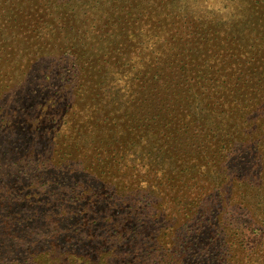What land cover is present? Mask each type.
<instances>
[{"label": "trees", "instance_id": "1", "mask_svg": "<svg viewBox=\"0 0 264 264\" xmlns=\"http://www.w3.org/2000/svg\"><path fill=\"white\" fill-rule=\"evenodd\" d=\"M45 1L47 0H0V134L4 132L10 134V138L15 140L13 145L17 143L15 137L26 134L24 138L26 146L32 147L30 144L34 143L38 148L30 149L34 158L38 157V154L43 155L50 151L48 146L39 145L37 134L48 143L52 142L51 147H58L62 140L65 144L71 124L76 121L78 110L74 109L79 103L73 100L71 103L68 102L64 98V93L55 89L54 80L55 78L60 82L67 80L73 84L72 93L80 92L82 87L84 89V97L79 98L80 102H84V104L81 102L83 105L81 109L87 113L93 106L94 108L98 106L99 109V123L89 126L90 128L88 122L74 126L76 134L80 135L78 142L89 141L90 144H95L92 147L96 150L94 158L107 162L106 167L116 164L128 169L122 174L114 169L102 170L95 188L99 189L100 186L102 190L99 193L104 192V194L89 189L81 200L75 201L78 202L77 204L86 203L83 209L85 217L77 218L70 212L64 213V208L69 207L68 209L74 214L76 203H66V200L71 201L66 198L65 190L58 189L65 205L50 212L58 215L56 219L50 220L45 225V232L48 234L38 233L33 239V242L38 240V243L32 242V246H25H30L28 251L32 252L28 262H31L30 264H264V82L261 86L252 85L243 75L248 74L244 71L239 73L236 68L224 70L226 74L223 76L222 69L213 70L217 63L213 62L215 64L213 65L211 63L213 60L211 62L203 60L204 63L195 66V79L198 84L201 83L204 90L206 88L208 91L207 99L212 100L209 117L202 116L203 108L201 113L198 112L206 101L205 95L203 94L204 97L202 95L203 98L199 100L196 94L197 103L194 104L193 109H189L188 115L182 111L172 110L167 117L166 114L162 116L159 113L148 118V122L144 120L142 123L139 117L135 116L134 119L129 118L127 123H121L125 116L116 118L115 111L110 114L106 113V110L110 109L119 94H121L120 98L130 96V100L124 103L123 97L121 104L129 106L134 101L133 96L138 94V89L143 94V84L141 86L138 83L140 87L136 88L138 78L135 75L132 77L133 74L130 72L134 71V66L128 62L131 54L129 57L121 55V60L113 62V65L107 62L105 66L101 63L94 67L96 65L94 57L102 58L103 64L104 59L110 57L108 47L100 50L95 46L97 35L101 30L99 24L109 26L115 21L117 24H112L110 27L119 29L121 22L130 24L132 17L137 23L142 22L148 16L143 4L149 2L119 0L121 3L123 1L120 10L107 14L103 21L100 15L108 13V9H104L107 1L98 4L99 0L84 2L68 0L66 3L65 0H49L52 11L58 10L60 13L61 21L75 20L77 29L85 30L76 37L75 33L81 30L75 32L73 22H69L70 33L74 36L71 37L72 44L66 54L79 62H74L75 66L68 69V74L72 72L66 79L63 71L66 72L68 64L66 66V62H62V65L60 62H55L53 53L49 55L41 53V47L35 45L37 38L31 35L32 30L35 31V27L39 26L38 22H42L40 28L47 32L45 37H52L53 42L58 43V39L54 37L60 23L53 22L59 17L53 18L50 14L42 21L41 15L50 12V10L45 11V7L48 6ZM178 1L173 0L176 7ZM226 1H230L231 6L232 3H236V0ZM180 2L182 4V0ZM215 3H211V13L226 10L222 7V2H218L219 5L216 6ZM261 3L263 4L264 0ZM254 9L257 14L262 12L259 7ZM95 10L100 13L96 14ZM173 11L174 13L167 16L184 18L177 14L183 13L181 9L173 6ZM236 11L241 15L247 10L242 7ZM132 12L136 13L132 14ZM214 16L227 20L228 25L220 23L229 30L241 27L242 32H248L249 24L245 22L247 20L245 16L234 14L228 18L216 12ZM180 22L183 24H180L179 29L185 32L191 29V26L186 27L183 21ZM257 23L261 25H257V28L264 29L262 18L258 19ZM84 24L88 25L84 26ZM254 32H257L256 27L252 29V33ZM227 41L228 38L220 46L221 49L225 46L226 52L229 50ZM245 41L246 39H242V42ZM47 42L52 43L51 40ZM257 43L258 40L252 42L249 38L247 45L244 46L251 53L240 46L239 49L243 54L238 57L246 62L257 65L260 63L258 68H264L262 66L264 49L262 46L257 48ZM62 45L66 46V44ZM43 46L46 47V43ZM145 47L147 45L143 48ZM141 49L136 51L141 54ZM45 61L50 63L43 69L42 63ZM192 62H198L197 58L193 56ZM59 65L62 67L60 71ZM93 73L97 74L94 76ZM88 78L90 80L87 81ZM227 89L235 95L234 107L239 108L241 112L245 111L243 116L237 117L231 109L226 110L229 109L225 104V100H228L225 96ZM191 90H194V87ZM75 95L74 98H77L78 94ZM151 96L156 98L157 95L153 93ZM136 100L138 101L139 98ZM184 101H187V98H184ZM134 107L132 105L127 108L126 117L134 111ZM248 109L252 112H247ZM256 110L260 114H256ZM181 124L192 126L188 130H183ZM230 124L233 125L229 126ZM127 125L136 132L132 138L129 137ZM192 138L200 141L201 150L204 148L201 156L197 152H192L197 155L192 157L168 149L172 142L178 145L184 139ZM89 148L91 149L88 147L85 151L87 152ZM81 152V149H77V157L82 155L88 157L89 154ZM12 155L19 156L20 152ZM4 156L8 158L7 155ZM231 156H236L234 170L231 173H227L226 169L220 170V163L224 160L222 163L226 166ZM22 158L23 156L20 157ZM7 161L10 162V158ZM205 161H208L212 168L202 174L204 170H208L201 164ZM59 165L64 169L68 168L63 162ZM49 166H51L49 171L58 172L55 171L54 164L49 163ZM48 169L47 167L46 170ZM129 172H132V185L122 180V177ZM248 172L251 173L248 175ZM16 185L20 186L18 183ZM119 194L120 201L117 200ZM105 197L110 206L108 210L110 214L101 224L94 218L97 215L101 216V212L89 214L88 211L97 210L100 201ZM115 200L121 206L112 207ZM21 204L22 202L19 203ZM122 205L127 210L120 212ZM18 209L24 214L20 208ZM61 210L63 213H59ZM228 211L234 217L243 218L248 223V232L259 231L260 237L252 238L244 230L231 229L225 232L226 229L222 227L225 225ZM6 220L7 222L4 219L5 226H0L4 232L19 234L21 231L19 228L24 227L22 223L25 220L22 214L7 216ZM62 220L66 223L74 222L69 224L70 228L78 225L72 230L76 237L85 231V235L83 234L76 245L65 249H62L58 242H52L59 234L57 232L66 229L65 224L61 223ZM35 232L40 230L35 229ZM29 239L32 240V234L29 235ZM5 240L6 237L0 232V251L4 253L11 249L6 245L8 241ZM70 248L73 249L69 250Z\"/></svg>", "mask_w": 264, "mask_h": 264}, {"label": "rangeland", "instance_id": "2", "mask_svg": "<svg viewBox=\"0 0 264 264\" xmlns=\"http://www.w3.org/2000/svg\"><path fill=\"white\" fill-rule=\"evenodd\" d=\"M67 1L68 0H65L64 3ZM84 1L85 0H82L81 2ZM139 1L141 0H137V2ZM146 1L149 3H144L143 5H145L148 16L142 22L137 23L134 17H132L133 20L130 24L121 22L119 29L118 27H110V25L112 26V24L116 23L115 21H112L109 26L107 25L108 27L104 26L102 23L99 24V26L101 25L100 27L98 26L99 29L103 31L100 30L99 34L97 35L95 46L100 50L108 47L110 57L109 59H104V64L102 62V58L94 57L93 60L96 64L94 67L99 66L101 63L105 66L107 62H110L109 64L113 65L114 63L121 60V55L129 57L131 54L128 62L130 65L134 66V71L132 72L131 70L130 73L133 74L132 77L136 76L138 78L137 84L139 83L141 86L143 84V94L141 93L142 91L138 89V94L133 96L134 101L129 106H122L121 104L123 97L125 99L123 101L124 103L130 100V96L127 95L120 98L121 94H119L116 101H113L110 109L106 110V113L111 114L115 111L116 115L114 117L123 118V116H125L121 123H127L129 118L134 119L137 116L142 123H144V120H147L148 122V118L151 116L160 113L162 116H165L166 114L167 117L170 114L169 112L172 110L178 112L182 111L184 114L187 113L186 115H188L190 114L189 109H193L195 107L194 104L197 103L195 100L197 99L196 94H198L199 100L200 98L202 99L204 95L206 98V101L200 106L198 112L201 113V108H203L204 111L202 116L209 117L212 110V104H210L212 100L207 99L208 91H206V88L204 90L201 83L198 84L195 79V66L199 63H204L203 60H208L210 62L213 60L211 62L213 65H215L213 62L217 63L218 65H215L213 70H216L217 68L222 69L223 76L226 74L224 70L227 71L229 68H236L239 73L244 71L248 74L243 75L248 78L247 81L250 84H256L258 86L263 84L264 68H258V66L261 64L259 63V65H257L252 62H246L245 60H242L238 57L241 53L243 54V51L239 49L240 46H243L246 52L251 53L246 49L247 47L244 46L247 45L249 38L252 40V42H254V40H258L256 47L258 48L262 46L264 49V29L257 28V25L261 26L259 23H257L258 19L262 18V20H264V3H261L262 0H236V3H232V6L230 1L226 0H182V4L180 2L181 0H177L179 3H177V7L176 4L173 3V0ZM104 2L107 4L104 9H108V13H105L106 15H100V18L103 21L108 16L107 14H113L115 11L118 12L120 7L123 5V1L121 3L119 0H99L98 4H102ZM212 2H216L215 6L217 4L219 5L218 2H222V7L226 8V10L223 9L222 12H219L218 10L215 11L217 14H223V16H227L228 18L232 17L234 14L236 16L247 17L245 22H248L249 24L248 32H242L243 29L241 27L230 28L229 30V28L221 25L220 22L228 25L226 23L227 20L214 16L215 12H212L213 14L211 13L210 9ZM44 3L48 4V6L45 7V11L50 10V12L45 13L44 15L40 14L41 17H43L42 21H44V18L50 14H52L53 18L59 17L55 22H53L56 24L60 23L59 27H57L58 29L55 32L54 37L58 39V43L55 44V42L52 40V37H45L47 32L40 28L42 27V22H38L39 26L35 27V31L32 30L31 35L37 38L35 45H39L41 47V53H46L48 55L53 53L56 59L55 62H60L61 65L62 62H66V66L68 64L66 67V72L65 70L63 71V74L64 76L66 75L67 79V77L71 75L72 72L71 71L68 74V69H72L75 66L74 62H79L71 55L66 54V51L72 44L71 37L74 36V34L70 33L69 22H73L72 24L75 26V32L78 29H81H77L78 25L74 24L75 20H67L66 22L61 21L60 13L58 10L52 11L53 8L49 5V0L45 1ZM90 4H92V2ZM173 6L177 9H181L183 13L177 14L179 17L182 15L185 19H176L174 18L173 14V17L167 16L171 13H174ZM242 7L247 11L245 14L242 13L239 15L240 12L236 10ZM255 7H259V10H262V12L257 14L254 9ZM95 11L96 14L100 13L98 10ZM135 13L136 12H132V14ZM33 19L36 20L35 18ZM180 20L185 23L186 27L191 26V29L187 30L186 32L183 29H179L180 24H183L180 22ZM249 22L254 23L255 25L252 26ZM85 25L88 24H84V26ZM254 27H256L257 32L252 33V29ZM83 31L85 30L75 33L76 37H78ZM90 31L92 30H89V32ZM226 38L229 39V41H227V48H229L227 52L225 51V46H222V49L220 48V46L224 44V40H226ZM242 39H246L245 43L242 42ZM47 40H51L52 43L49 44ZM44 43H46L48 50H46V47L43 46ZM62 44H66V46L63 47ZM145 45H147V47L143 48ZM137 49L142 50L141 54L136 51ZM132 53L135 54L132 55ZM57 55L59 58H57ZM193 56L197 58L198 62H192ZM121 62L124 63L123 61ZM49 63L50 62L46 61L43 62V69L44 66ZM60 70H62L61 66L59 67V71ZM96 74L97 73H93L94 76ZM205 78H207V76ZM88 80H90V78H88L87 81ZM54 83L56 85L55 89L63 92L65 95L64 98H66L68 102L71 103V100H73L75 103H79V106L74 109L78 110V113L75 117L76 123L74 121L72 122L73 124H71L70 132L66 137L67 141L65 140V144L62 140L61 145L58 147H51L50 144H52V142L48 143L46 139L40 138V134H37L36 136L39 140V145L48 146V150L50 151H47L43 155L38 154V157L34 158L32 157L33 153L30 151V149L34 148L37 150L38 148L35 147L34 143L30 144L32 147H28L29 145L26 146V141L24 140V138H26V134H23L21 137H15L17 140L16 145H13L15 140L13 141L12 138H10V134L8 135L7 132H4L5 134H0V226H5L4 219L7 222V216H16L17 214H22L23 220H25L22 223V226L24 227L22 229L19 228L21 230L19 234H13L10 232L8 233L6 231L4 232L2 231L3 229L0 228V232L4 234L6 240L8 241L6 245L11 248L9 251H6V253L0 251V264L31 263L28 262V259L32 252H29L28 250L30 246H32L33 239L36 238L38 233H42L43 235L48 234L45 232V225H47L50 220L56 219L58 215V213L53 212L52 214L50 212L53 209L63 207L65 205V202H62L63 200L61 199V195L59 193L60 190H65L66 198L71 201L69 202L66 200V203H76V212L74 214L68 209L69 207L64 208V213L66 214L70 212L71 215H74L77 218L85 217V210L83 209L86 203L81 202V204H77L78 202L75 201H78L79 199L81 200V198L84 197L85 192L89 189H95V192L98 194H104V192L99 193L102 190L100 186L99 189L95 188L97 180H99V177H101L102 170L108 171V169H114V171L122 174L127 172L126 169H128L122 168L116 164H112L113 168L111 165L106 167L107 162H102L100 159L94 158L96 150H94L92 147H94L95 144H90L89 141L87 143L78 142L80 135L76 134L77 132H75L74 126L83 125L82 122H88V127L99 123L98 106H95V108L94 106L91 107L87 113L84 109H81L83 105H81L82 101L80 102L79 99L80 97H84L83 87L80 89V92L72 93L71 87L73 84H70V82H67V80H62L60 82L59 79L55 78ZM139 84L136 88L140 87ZM64 87H67V89ZM193 87L194 90H191ZM229 90L230 89H227L225 93V96L228 98V100H225V104H227L229 107V109L226 110L231 109L233 113L237 114V117H241L245 114V111L241 112L239 111V108L234 107L236 106V102L233 98L235 95L230 93ZM153 93L157 95L156 98L151 96ZM75 94H78L77 98H74ZM136 98H139V100L137 101ZM184 98H187V101H184ZM82 104H84V102H82ZM132 105L135 106L134 111H131L128 114L129 117H126L127 114L125 113L127 112V108ZM184 109L186 111H184ZM82 110L84 111V114ZM220 110L222 111L223 109L220 107ZM247 112H252V110L248 109ZM257 113L259 112L256 110V114ZM256 114L252 115L256 116ZM181 125L183 130H188L190 126H192H184L183 124ZM232 125L233 124H230L229 126ZM128 128L130 127L127 125L129 137H134V133L136 132L131 128L128 130ZM16 134L18 135L19 133L17 132ZM36 144L38 145V143ZM199 145L200 141H198L197 138L184 139L178 145L172 142L171 146H168V149L184 153L187 156L196 157L197 155L192 152H197V154H200L201 156L202 152L204 151V148L201 150ZM88 147H91V149L89 148L86 152L85 150ZM77 149H81V153L86 152V154H89L88 157H84V155L77 157ZM9 150L10 153H8ZM19 152V156L12 155V153ZM3 154L10 158V162L7 161L8 158ZM22 156L23 158L20 159ZM235 158L236 156H231L230 159L227 160L226 166L222 163L224 161L223 160L220 163L221 166H219L220 170L226 169L227 173H231L235 167ZM62 162L66 164V167L68 166V168L64 169L63 166L59 165V163L61 164ZM49 163L54 164L55 171H58L57 173H52L49 171L51 167L49 166ZM201 164L208 168V170H204L205 172H202V174L209 172L212 168V166L208 164V161L201 162ZM47 167L49 168L48 170H46ZM64 171L67 172L65 173ZM250 173L251 172H248V175ZM131 174L132 172H129L124 177H122V180H125V182L129 183V185L133 184ZM64 180H66L65 184ZM112 180L107 181L111 182ZM16 183H18L20 186H17ZM106 200L107 198L105 197L103 201H100L101 203L97 206V210L92 212L91 210L88 211L90 212L89 214H98L101 212V216L97 215L94 217L96 218L95 220L97 223L102 224L110 214L108 211L110 206L107 204ZM117 200H121L120 194ZM20 202H22L21 205H19ZM114 206H121V204L115 200L112 207ZM18 208H20L24 214ZM125 210L127 209L123 207V205L122 208L119 209L120 212ZM59 213H63V210H61ZM61 223L65 224L66 229L57 232L59 234H57L52 242H58V245L62 249L76 245L78 240L82 238L83 234L85 235V231H82L79 237L73 235L72 230L78 225L76 224L70 228L69 224L74 222L68 221V223H66L65 220H62ZM225 225L222 227V229H226L225 232H228L231 229H235V231L244 230V232L251 235L252 238L260 237L259 231L253 230L252 232H248V223L243 218L234 217V215L229 211L226 214ZM35 229L40 230V232H35ZM59 230L62 229L59 228ZM31 231H33V233ZM30 234H32V240L29 239ZM33 243L37 244L38 240L34 241ZM28 245L30 246L25 247ZM73 248H70L69 250H72ZM36 257L39 258L37 254Z\"/></svg>", "mask_w": 264, "mask_h": 264}]
</instances>
